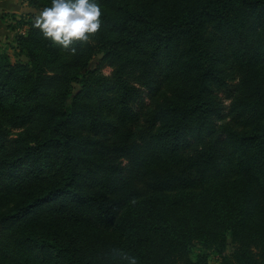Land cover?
<instances>
[{"label":"trees","instance_id":"16d2710c","mask_svg":"<svg viewBox=\"0 0 264 264\" xmlns=\"http://www.w3.org/2000/svg\"><path fill=\"white\" fill-rule=\"evenodd\" d=\"M96 3L0 49V264H264V0Z\"/></svg>","mask_w":264,"mask_h":264},{"label":"clouds","instance_id":"9594fccd","mask_svg":"<svg viewBox=\"0 0 264 264\" xmlns=\"http://www.w3.org/2000/svg\"><path fill=\"white\" fill-rule=\"evenodd\" d=\"M101 25V7L96 0H51V6L44 7L33 21L45 39L73 54L77 50L74 45L86 43L89 34L98 32ZM113 257L137 264L135 257L120 249H113Z\"/></svg>","mask_w":264,"mask_h":264},{"label":"rangeland","instance_id":"374dc122","mask_svg":"<svg viewBox=\"0 0 264 264\" xmlns=\"http://www.w3.org/2000/svg\"><path fill=\"white\" fill-rule=\"evenodd\" d=\"M19 4H24L25 2L28 3L27 0H16ZM26 7V6H25ZM30 7V6H29ZM41 10L38 9H34L33 7H31V11L23 8V13H11V12H6V13H0V14H4L5 15V19L2 20L4 23V27L2 28L3 30H1L0 32V49H7L9 51V53L12 56V59L15 60L16 59V55H15V50L12 48V43L14 40V35L15 32L9 27L10 24L15 23L14 19H13V14L18 16H21L23 14H26L28 12H33L35 14V16L40 12ZM21 12V11H19ZM6 29V31H5ZM19 33H25L26 32V28H22V29H18ZM98 61V56L94 58V60L91 63V67H94L95 64ZM111 71V69L109 67H106L103 69V72L106 74H109ZM221 96L224 98L226 104H229L230 100L227 99L225 97V93H221ZM212 264H218V261L216 259H212L211 260Z\"/></svg>","mask_w":264,"mask_h":264},{"label":"crops","instance_id":"0c3cea01","mask_svg":"<svg viewBox=\"0 0 264 264\" xmlns=\"http://www.w3.org/2000/svg\"><path fill=\"white\" fill-rule=\"evenodd\" d=\"M26 6V7H25ZM23 8L31 11V7H29L28 3L25 2L24 4H19L16 0H0V13H23ZM21 11V12H19ZM5 15L0 14V31L3 30ZM4 18V19H3ZM3 26V27H2ZM4 31V30H3ZM6 31V29H5ZM1 33V32H0Z\"/></svg>","mask_w":264,"mask_h":264}]
</instances>
